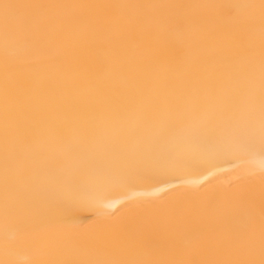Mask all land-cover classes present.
Instances as JSON below:
<instances>
[{"label": "bare ground", "instance_id": "6f19581e", "mask_svg": "<svg viewBox=\"0 0 264 264\" xmlns=\"http://www.w3.org/2000/svg\"><path fill=\"white\" fill-rule=\"evenodd\" d=\"M261 4L0 0V262L260 264Z\"/></svg>", "mask_w": 264, "mask_h": 264}, {"label": "snow or ice", "instance_id": "6c2138e0", "mask_svg": "<svg viewBox=\"0 0 264 264\" xmlns=\"http://www.w3.org/2000/svg\"><path fill=\"white\" fill-rule=\"evenodd\" d=\"M3 7L5 10V13H4L5 27L7 29L9 19H10L8 10L12 6L5 4ZM261 9H262V12H264V0H262ZM261 136H262V139H264V78H262ZM262 247H264V236H262ZM0 264H4V262H0ZM8 264H13V262H8ZM33 264H41V262L33 261ZM260 264H264V260H262Z\"/></svg>", "mask_w": 264, "mask_h": 264}]
</instances>
